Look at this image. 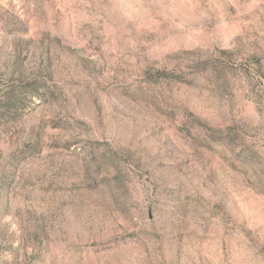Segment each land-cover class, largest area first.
I'll use <instances>...</instances> for the list:
<instances>
[{
  "label": "rangeland",
  "instance_id": "374dc122",
  "mask_svg": "<svg viewBox=\"0 0 264 264\" xmlns=\"http://www.w3.org/2000/svg\"><path fill=\"white\" fill-rule=\"evenodd\" d=\"M0 264H264V0H0Z\"/></svg>",
  "mask_w": 264,
  "mask_h": 264
}]
</instances>
